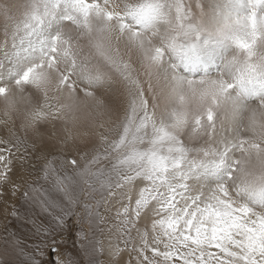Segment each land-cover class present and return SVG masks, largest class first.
Masks as SVG:
<instances>
[{"label": "rangeland", "instance_id": "rangeland-1", "mask_svg": "<svg viewBox=\"0 0 264 264\" xmlns=\"http://www.w3.org/2000/svg\"><path fill=\"white\" fill-rule=\"evenodd\" d=\"M0 264H264V0H0Z\"/></svg>", "mask_w": 264, "mask_h": 264}, {"label": "bare ground", "instance_id": "bare-ground-1", "mask_svg": "<svg viewBox=\"0 0 264 264\" xmlns=\"http://www.w3.org/2000/svg\"><path fill=\"white\" fill-rule=\"evenodd\" d=\"M43 1V0H42ZM112 1V0H111ZM189 1L190 0H188V3H189ZM215 1V3L216 4H219V0H214ZM120 2H121V0H120ZM144 2V1H143ZM192 2V1H191ZM121 4V3H120ZM214 4V3H213ZM84 5H85V3H81L80 4V10H79V12H80V14L81 15H83V13H85V8H84ZM122 5V4H121ZM136 5V4H135ZM143 5V4H142ZM207 5V4H206ZM215 5V4H214ZM19 7V6H18ZM75 7V6H74ZM101 7V6H100ZM166 7V6H165ZM169 7V6H168ZM149 8H150V6H149ZM170 9V8H169ZM19 11V10H18ZM23 11V10H22ZM173 11V10H172ZM102 13H104V11L102 12ZM110 13V12H109ZM217 13V12H216ZM220 14H217V15H221V14H223V15H225L226 13H225V11H222V12H219ZM237 13V12H236ZM99 15V14H98ZM174 15V14H173ZM214 15V14H213ZM235 15V14H234ZM101 16V15H100ZM114 16H116V15H114ZM167 16V15H166ZM176 16V15H175ZM107 17V16H106ZM112 17V16H111ZM118 17V16H117ZM168 17V16H167ZM219 17V16H218ZM124 20V19H123ZM114 21V20H113ZM223 22V21H222ZM116 25V24H115ZM226 25V24H225ZM111 27V26H110ZM215 27V26H214ZM227 27V26H226ZM230 27V26H229ZM109 29V28H108ZM111 29V28H110ZM231 29V28H230ZM112 30V29H111ZM157 30V29H156ZM228 30V29H227ZM115 31V30H114ZM153 31V30H152ZM153 33V32H152ZM157 33V32H156ZM111 35V34H110ZM153 35V34H152ZM96 36V35H95ZM154 37V35L152 36V38ZM161 37V36H160ZM99 39V38H98ZM100 39H102V38H100ZM154 40H156V36H155V39ZM157 40H158V38H157ZM156 40V41H157ZM105 41V43H106V48H108V52H110L111 54H113L112 56H111V60H113V61H117V59H119L118 57H116V55H114L115 53L117 54V53H119V52H117V50H116V47L114 48V46L111 44L112 42H110L111 40L110 39H108V40H104ZM125 41V40H124ZM126 42V41H125ZM152 42V41H151ZM158 42V41H157ZM114 43H116V44H118V43H120V42H116V41H114ZM126 43H128V42H126ZM108 44V45H107ZM109 44H111L110 46H109ZM130 44H133V43H129L128 45H130ZM119 45V44H118ZM117 45V46H118ZM135 45H130V47H129V49H130V51L132 52V53H129V54H132L133 55V53H134V51L135 50H138V49H135V47H134ZM128 47V46H127ZM125 48H126V46H125ZM137 48V47H136ZM117 49H119V47L117 48ZM133 50V51H132ZM119 51V50H118ZM121 51V50H120ZM108 52H106V50H105V54L106 53H108ZM127 53V52H126ZM123 54V53H122ZM131 55V56H132ZM130 56V55H129ZM128 56V57H129ZM121 57V56H120ZM134 57V56H133ZM130 58V57H129ZM128 58V59H129ZM126 60V59H125ZM134 60V59H133ZM130 62V61H129ZM134 64V63H133ZM145 64H147V63H145ZM135 65V64H134ZM136 67V66H135ZM140 67V66H139ZM138 67V68H139ZM146 68V67H145ZM104 69V68H103ZM111 77V76H110ZM249 241V240H248Z\"/></svg>", "mask_w": 264, "mask_h": 264}, {"label": "water", "instance_id": "water-1", "mask_svg": "<svg viewBox=\"0 0 264 264\" xmlns=\"http://www.w3.org/2000/svg\"><path fill=\"white\" fill-rule=\"evenodd\" d=\"M54 251H55L54 247L50 248V250H49L50 255H53Z\"/></svg>", "mask_w": 264, "mask_h": 264}]
</instances>
